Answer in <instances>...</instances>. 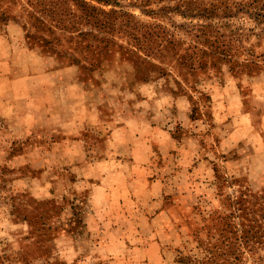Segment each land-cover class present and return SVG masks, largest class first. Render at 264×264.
<instances>
[{"label": "rangeland", "instance_id": "rangeland-1", "mask_svg": "<svg viewBox=\"0 0 264 264\" xmlns=\"http://www.w3.org/2000/svg\"><path fill=\"white\" fill-rule=\"evenodd\" d=\"M260 9L264 0H0L7 33L74 62L90 101L172 107L150 194L104 210L75 183L78 157L39 154L37 138L7 152L0 123V264H263L264 180L248 177L262 158L250 137L264 133ZM241 108L250 114L236 119Z\"/></svg>", "mask_w": 264, "mask_h": 264}, {"label": "crops", "instance_id": "crops-1", "mask_svg": "<svg viewBox=\"0 0 264 264\" xmlns=\"http://www.w3.org/2000/svg\"><path fill=\"white\" fill-rule=\"evenodd\" d=\"M9 29L0 25V123L7 127L2 134L12 139L7 152L14 139L37 138L43 140L35 147L39 154L57 151L78 157L75 183L86 185L88 202L101 210L111 202L135 203L150 194L148 188L156 181L153 157L168 152L167 118L172 107L155 99L133 100L127 106L90 101L93 92L80 84L75 66L59 67L53 58L38 56L21 43V36L8 34ZM260 98L255 101L262 102L264 97ZM249 114L241 108L235 118ZM13 123L20 125L21 137L10 134ZM261 128L264 131V113ZM260 132L250 139L262 158L248 177L264 180V133Z\"/></svg>", "mask_w": 264, "mask_h": 264}, {"label": "trees", "instance_id": "trees-1", "mask_svg": "<svg viewBox=\"0 0 264 264\" xmlns=\"http://www.w3.org/2000/svg\"><path fill=\"white\" fill-rule=\"evenodd\" d=\"M105 3H107V1H106ZM82 5H83V4L80 3V2H79V5L77 4V8H78V10L83 14V17L79 16L78 19H86V18H87V14L89 13V11L86 10ZM90 11H92V12L95 11V12H96L97 10H96L94 7H91V8H90ZM255 19L258 20V21H261V20L264 19V13L262 12V9H260L258 12L255 13ZM70 21H71V19H70ZM261 25H264V23L261 22ZM103 26H104V24H101L100 27H103ZM262 31H263V34H264V28L262 29ZM83 35H84V36H87L88 33H83ZM33 48H34V47H32V49H33ZM33 50H34V49H33ZM36 50H37V47H35V50H34V51H36ZM37 51H38V53H40V54L54 57V58L58 61V66H59V67H65V66H73V65H75L74 62H70V63H67V64H63L62 61L60 62L61 59H60L56 54H54V53H50V52H42V51H40V50H37ZM261 57H262V56H261ZM261 57H259V58H261ZM59 59H60V60H59ZM184 59H185V55H184V56L181 55V56H180V60L182 61V60H184ZM187 59H189V58H187ZM250 63H251L250 65H257L254 61H251ZM199 65H200V64H199ZM250 65L246 64L245 66H243L242 64H240L239 66H242L243 68L248 69L249 67H251ZM80 81H81V80H79V82H80ZM240 238H241L242 240L245 239L244 236H241ZM259 261H260V260H259ZM263 264H264V261H263Z\"/></svg>", "mask_w": 264, "mask_h": 264}]
</instances>
